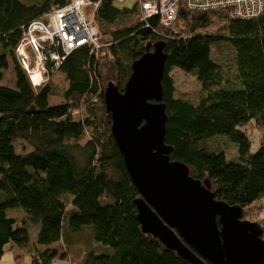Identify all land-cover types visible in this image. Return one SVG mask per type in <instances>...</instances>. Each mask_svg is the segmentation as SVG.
<instances>
[{
    "label": "trees",
    "instance_id": "1",
    "mask_svg": "<svg viewBox=\"0 0 264 264\" xmlns=\"http://www.w3.org/2000/svg\"><path fill=\"white\" fill-rule=\"evenodd\" d=\"M71 1L0 0V81L9 59L16 78L14 86L0 85V256L15 243L29 249V264H191L140 228L134 204L139 193L110 132L97 55H111L122 90L146 44L165 42L162 90L171 158L185 162L194 177L207 178L216 198L241 206L242 219L253 211L258 217L264 209V17L195 9L179 0L172 24L164 27L153 17L145 27L137 1L120 8L117 0H100L95 22L105 48L97 53L84 46L65 57L58 69L67 81L64 101L52 105L50 80L33 88L15 47L22 25ZM216 23L220 34L204 31ZM221 42L233 51L235 79L212 57ZM174 67L200 82L196 101L175 95ZM82 106L85 115L75 119ZM249 122L261 129L255 152L243 129ZM217 135L236 145L238 161L205 144ZM20 210L23 219L12 213Z\"/></svg>",
    "mask_w": 264,
    "mask_h": 264
},
{
    "label": "water",
    "instance_id": "2",
    "mask_svg": "<svg viewBox=\"0 0 264 264\" xmlns=\"http://www.w3.org/2000/svg\"><path fill=\"white\" fill-rule=\"evenodd\" d=\"M167 55L164 41L148 42L124 88L110 81L103 90L111 135L139 193L140 228L191 264H264L261 224L242 219L241 206L216 198L207 178L171 158L162 90Z\"/></svg>",
    "mask_w": 264,
    "mask_h": 264
},
{
    "label": "built area",
    "instance_id": "3",
    "mask_svg": "<svg viewBox=\"0 0 264 264\" xmlns=\"http://www.w3.org/2000/svg\"><path fill=\"white\" fill-rule=\"evenodd\" d=\"M125 2L126 0H117ZM100 0H73L54 8L43 17L21 26L15 57L26 72L33 88L45 84L73 50L88 47L95 51L98 28L95 14ZM195 9L229 8L238 17H264V0H186ZM179 0H137L139 19L149 27V19L157 17L164 27L172 24Z\"/></svg>",
    "mask_w": 264,
    "mask_h": 264
},
{
    "label": "rangeland",
    "instance_id": "4",
    "mask_svg": "<svg viewBox=\"0 0 264 264\" xmlns=\"http://www.w3.org/2000/svg\"><path fill=\"white\" fill-rule=\"evenodd\" d=\"M26 4H37L40 2H43L45 0H22ZM137 0H126L124 3L122 2H115V5L117 7H127L131 8L135 5ZM219 23L213 24L210 27L206 28L204 31L219 33L217 30ZM160 40V39H159ZM158 41V40H156ZM104 40L98 39V45L95 49V51L98 53V51H101L100 46L102 48H105ZM94 51V52H95ZM101 55L100 58V72H101V84L103 86V90L106 87L108 82H113L115 84V77H116V69L114 67V61L109 53L106 52V50H103L102 52H99L97 56ZM212 57L213 59L220 65L221 68H224L225 74H227L230 78L235 79V73L236 68L233 63V51L231 48L225 44L224 42H221L217 46H213L212 48ZM171 75L173 76V82L175 85V95L184 97L187 99H190L191 101H196L199 98L200 92H201V84L196 79L195 76H193L191 73L185 72L178 68H172L171 69ZM15 73L13 70V62L11 59H9V67L7 71L5 72V75L3 79L0 81V85H9L14 86L15 85ZM51 82V89L52 92L49 95V102L52 105H57L63 103V98L61 97L62 90L65 89L67 86V81L65 80V77L61 72H55L50 77ZM80 112V113H79ZM83 114L85 115V106L81 107L74 113V118L78 119L79 115ZM243 129L249 134L251 139V146H250V152H255L259 145H260V135H261V129L255 125L252 122L247 123ZM223 135H217L215 137L209 138L205 140V144L208 147H211L214 150H222L225 153V156L227 159L231 161H238V153L236 152V145L231 142L230 140H227L225 137H222ZM89 138L88 134H85L80 139V143L84 144L86 140ZM71 198V196H68V198ZM70 204H68V207ZM14 216L17 218H24L25 213L20 211H13L12 212ZM257 212H248L246 218L251 221H258L262 228L264 229V210L260 212V216L257 217ZM22 218V219H23ZM37 225H33L30 228V238L34 241L36 233H37ZM264 238V233L263 236ZM56 244H61V241L57 242ZM40 249L44 248L43 246H39ZM27 252H29V249H27ZM25 251V248L20 247L16 245L15 243L11 246L7 245L4 248L3 254L0 256V264H29L30 262V255ZM58 264H68L65 260H58Z\"/></svg>",
    "mask_w": 264,
    "mask_h": 264
},
{
    "label": "crops",
    "instance_id": "5",
    "mask_svg": "<svg viewBox=\"0 0 264 264\" xmlns=\"http://www.w3.org/2000/svg\"><path fill=\"white\" fill-rule=\"evenodd\" d=\"M263 203H264V201H263ZM263 210H264V209H263ZM263 210H262V211H263ZM259 216H260V213L258 214V217H259Z\"/></svg>",
    "mask_w": 264,
    "mask_h": 264
}]
</instances>
